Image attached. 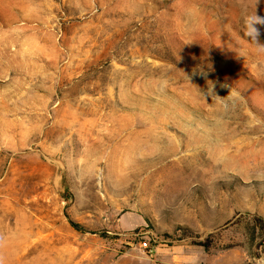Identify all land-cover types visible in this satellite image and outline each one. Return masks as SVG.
Wrapping results in <instances>:
<instances>
[{
  "label": "rangeland",
  "instance_id": "1",
  "mask_svg": "<svg viewBox=\"0 0 264 264\" xmlns=\"http://www.w3.org/2000/svg\"><path fill=\"white\" fill-rule=\"evenodd\" d=\"M255 12L0 0V261L264 264Z\"/></svg>",
  "mask_w": 264,
  "mask_h": 264
},
{
  "label": "clouds",
  "instance_id": "2",
  "mask_svg": "<svg viewBox=\"0 0 264 264\" xmlns=\"http://www.w3.org/2000/svg\"><path fill=\"white\" fill-rule=\"evenodd\" d=\"M259 0H256V5L258 4ZM254 24H264V18L259 17L256 12L254 14V16H250L247 18L246 20V26L248 27L249 31L247 32V34L249 36H251L253 38V40L256 42L257 44V50L260 52H264V45H261L257 42L256 38L259 35L258 30L254 27ZM4 241L0 240V248L3 247ZM0 264H3L2 261H0Z\"/></svg>",
  "mask_w": 264,
  "mask_h": 264
},
{
  "label": "built area",
  "instance_id": "3",
  "mask_svg": "<svg viewBox=\"0 0 264 264\" xmlns=\"http://www.w3.org/2000/svg\"><path fill=\"white\" fill-rule=\"evenodd\" d=\"M148 247H149V246H148V243H147V242H142V243H141V248H142V249L145 250V249H147Z\"/></svg>",
  "mask_w": 264,
  "mask_h": 264
}]
</instances>
